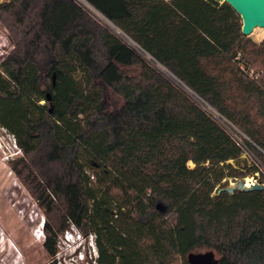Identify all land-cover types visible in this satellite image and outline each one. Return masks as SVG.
I'll return each mask as SVG.
<instances>
[{
  "label": "trees",
  "instance_id": "16d2710c",
  "mask_svg": "<svg viewBox=\"0 0 264 264\" xmlns=\"http://www.w3.org/2000/svg\"><path fill=\"white\" fill-rule=\"evenodd\" d=\"M0 22V127L45 211L49 258L75 227L94 264H190L203 248L264 264V189L226 190L264 186V46L231 6L4 0Z\"/></svg>",
  "mask_w": 264,
  "mask_h": 264
},
{
  "label": "rangeland",
  "instance_id": "374dc122",
  "mask_svg": "<svg viewBox=\"0 0 264 264\" xmlns=\"http://www.w3.org/2000/svg\"><path fill=\"white\" fill-rule=\"evenodd\" d=\"M4 0H0V4ZM264 46V31L250 38ZM12 45L6 29L0 22V61L11 51ZM123 69L131 76H138L139 67ZM106 97L111 111L119 110L124 99L111 88L106 87ZM22 152L14 138L0 127V264H94L95 252L93 236H85L77 228L72 231L70 242L61 235L58 255L49 258L44 242V223L46 214L13 169V162L21 158ZM193 167V164H191ZM259 180L255 177L245 179L246 184ZM237 181L230 180L229 187H237ZM79 234V235H78ZM196 255L211 254L215 262L219 255L203 248Z\"/></svg>",
  "mask_w": 264,
  "mask_h": 264
},
{
  "label": "water",
  "instance_id": "95a60500",
  "mask_svg": "<svg viewBox=\"0 0 264 264\" xmlns=\"http://www.w3.org/2000/svg\"><path fill=\"white\" fill-rule=\"evenodd\" d=\"M220 3H226L231 6L242 19V34L251 38L257 35L261 30L264 31V0H216ZM48 99L51 100L50 95ZM235 189L243 191L263 190L264 186L257 181L252 184H246L245 181H239L237 187H228L226 190L233 192ZM190 264H217L211 257V254L191 255Z\"/></svg>",
  "mask_w": 264,
  "mask_h": 264
},
{
  "label": "built area",
  "instance_id": "2783aa9c",
  "mask_svg": "<svg viewBox=\"0 0 264 264\" xmlns=\"http://www.w3.org/2000/svg\"><path fill=\"white\" fill-rule=\"evenodd\" d=\"M110 26H111V25H110ZM74 229H76V228H75V227H72V231H73ZM72 231L68 230V231H66V232L64 233V235H65V239H66L68 242H70L71 240H73V238H71V239L68 238V236L74 237ZM78 235H79V234H78ZM94 245H95V240H94ZM95 248L97 249L96 245H95ZM95 254H96L95 257L97 258V256H98V252L96 251ZM96 258H95V259H96Z\"/></svg>",
  "mask_w": 264,
  "mask_h": 264
}]
</instances>
